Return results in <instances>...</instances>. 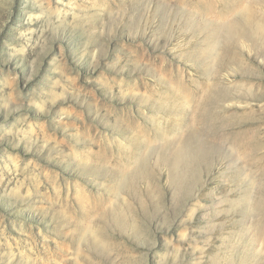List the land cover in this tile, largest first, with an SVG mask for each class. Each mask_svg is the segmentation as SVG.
<instances>
[{"label":"rangeland","instance_id":"rangeland-1","mask_svg":"<svg viewBox=\"0 0 264 264\" xmlns=\"http://www.w3.org/2000/svg\"><path fill=\"white\" fill-rule=\"evenodd\" d=\"M0 264H264V0H0Z\"/></svg>","mask_w":264,"mask_h":264}]
</instances>
